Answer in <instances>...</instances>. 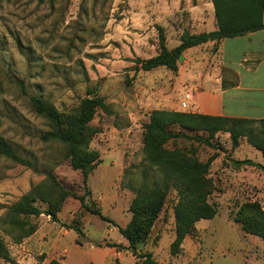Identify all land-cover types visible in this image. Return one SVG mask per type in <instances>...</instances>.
Returning a JSON list of instances; mask_svg holds the SVG:
<instances>
[{"label": "rangeland", "instance_id": "1", "mask_svg": "<svg viewBox=\"0 0 264 264\" xmlns=\"http://www.w3.org/2000/svg\"><path fill=\"white\" fill-rule=\"evenodd\" d=\"M213 7L212 0H0V135L38 166L36 171L0 155V233L16 261L49 264L57 258L65 264H115L108 247L117 246L123 250L122 264L137 263L118 227L131 218L133 185L147 168L143 126L154 109H168L171 99L179 100L182 86L176 81L178 70H143L136 58L159 52L158 26L171 47L189 30L187 25L197 26L194 17L204 14L208 19ZM34 95L67 113L91 95L103 96L108 103L109 110L99 108L91 121L98 131L86 149L97 150L102 162L90 172L86 186L81 169L69 162L67 147L42 138L51 126L34 108ZM211 140L215 145L179 138L169 146L193 152L202 161L217 152L209 175L216 186L210 201L218 213L197 221L194 232L173 253V188L139 250L151 252L163 264H264V239L245 232L235 219L245 201L258 200L264 207V169L233 162L251 158L264 164L263 153L246 143L245 136L235 148L228 132H218ZM48 172L66 188L85 194L110 221L68 196L57 213L59 220L44 212L19 216L27 235L16 241L14 236L24 233L7 224L9 206L33 198L39 207H49L52 198L43 193L50 187ZM149 173L161 176L156 169ZM2 264L13 263L3 259Z\"/></svg>", "mask_w": 264, "mask_h": 264}, {"label": "trees", "instance_id": "2", "mask_svg": "<svg viewBox=\"0 0 264 264\" xmlns=\"http://www.w3.org/2000/svg\"><path fill=\"white\" fill-rule=\"evenodd\" d=\"M218 27L210 31L191 33L184 30L180 35V43L169 48L166 43L164 29L158 26L159 52L148 58L137 57L136 61L143 70H152L164 66L174 72L179 68V61L184 51L192 46L209 40L219 41L225 37H233L249 31L264 28V0H212ZM36 111L43 115L51 128L44 132L42 138L46 141H58L67 147V156L71 166L81 169L83 183L86 186L90 172L102 162L97 150L86 149L92 136L98 129L91 125L99 108L105 112L109 110L108 103L103 96L91 95L84 97L79 106L72 112L59 111L53 104L41 96L31 97ZM259 125V126H257ZM218 132H228L231 137L232 148L240 144L241 136L260 150L264 156V118L249 119L210 115L190 111L154 109L149 121L143 126V153L147 168L141 170V180L133 185L134 196L129 210L132 215L125 226H119V232L127 239L128 246L144 264H163L152 257L151 252H142L139 245L143 244L151 235L152 228L159 218L169 192L177 191V201L174 205L175 237L171 242V251L178 252L184 238L193 233L195 224L201 219H211L218 213L216 203L210 201L211 194L216 189L214 179L209 175L210 165L216 158L217 152L208 156L205 161L200 160L193 152L179 146L170 147L169 143L179 138L201 141L207 145H215L212 138ZM205 133H207L205 135ZM0 155L10 158L38 171L37 164L29 158L20 156L11 144L0 135ZM236 166L253 165L264 169V164L251 158L233 159ZM150 169L161 173L160 177L151 176ZM48 191H43L52 201L47 208L36 205L33 198H22L9 206L7 224L18 229L23 228L19 216L39 215L44 212L52 220H59L57 213L61 210L63 201L68 196L79 199L87 210L99 214V207L92 206L85 194H77L59 183L56 177L48 172ZM91 190L86 188V194ZM236 221L241 223L242 229L250 234L264 239V207L258 200L243 202L236 214ZM63 225L80 230L72 224ZM16 234V241H21L25 234ZM110 245V244H109ZM116 245V244H113ZM43 255L41 259H43ZM10 260L13 264H21L11 257L9 247L0 233V264L2 260ZM49 264H65L60 259L52 258ZM89 264H95L90 261Z\"/></svg>", "mask_w": 264, "mask_h": 264}, {"label": "crops", "instance_id": "3", "mask_svg": "<svg viewBox=\"0 0 264 264\" xmlns=\"http://www.w3.org/2000/svg\"><path fill=\"white\" fill-rule=\"evenodd\" d=\"M193 23L197 26L186 27L191 33L216 29L218 24L214 7L211 17L207 19L202 14L194 17ZM208 26L211 29H207ZM179 43L180 37L169 48ZM178 65L175 76L182 86V93L179 100L171 99L168 109L249 119L264 118V28L189 47ZM187 91L193 94L190 103L184 107L181 100ZM123 243L128 249V244ZM92 248L96 246L92 245ZM108 248L116 257L115 264H122L123 250L117 246ZM18 261L25 262V259ZM136 261L135 264H144L139 258Z\"/></svg>", "mask_w": 264, "mask_h": 264}, {"label": "built area", "instance_id": "4", "mask_svg": "<svg viewBox=\"0 0 264 264\" xmlns=\"http://www.w3.org/2000/svg\"><path fill=\"white\" fill-rule=\"evenodd\" d=\"M192 91H187L184 95V100L181 101V104L183 106H187L188 105V101L192 98Z\"/></svg>", "mask_w": 264, "mask_h": 264}]
</instances>
